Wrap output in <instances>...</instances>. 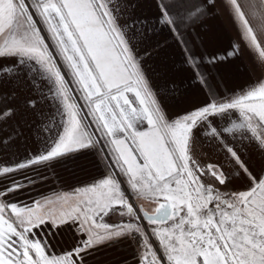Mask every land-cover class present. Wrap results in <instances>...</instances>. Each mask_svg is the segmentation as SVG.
<instances>
[{
	"label": "snow or ice",
	"instance_id": "obj_1",
	"mask_svg": "<svg viewBox=\"0 0 264 264\" xmlns=\"http://www.w3.org/2000/svg\"><path fill=\"white\" fill-rule=\"evenodd\" d=\"M145 7L151 17L136 14ZM221 9L237 41L197 53L189 37L203 43L197 27ZM149 20L182 46L206 90L175 117L137 53ZM244 51L264 71V0H0V149L33 121L51 137L42 152L0 162V264H87L122 242L133 264H264V76L236 93L202 71ZM89 152L102 177L33 206L12 202L25 189L16 173L35 184L24 170ZM111 214L127 219L101 223ZM69 229L76 242L53 254Z\"/></svg>",
	"mask_w": 264,
	"mask_h": 264
},
{
	"label": "crops",
	"instance_id": "obj_2",
	"mask_svg": "<svg viewBox=\"0 0 264 264\" xmlns=\"http://www.w3.org/2000/svg\"><path fill=\"white\" fill-rule=\"evenodd\" d=\"M136 14L151 17L153 13L145 7L139 9ZM203 23L204 28L201 29L198 26L197 31L204 38V42L201 43L194 37H189L190 46L197 53L213 50L223 52L231 43L237 41V30L223 9L219 10L216 15L210 16ZM143 27L154 28L155 30L138 45L137 53L150 85L169 116L175 117L183 109L201 103L205 98L206 90L194 77L193 68L186 61L185 50L182 46L176 43L167 29L154 25L151 20ZM206 34L211 35L213 38L211 47L207 44ZM146 48L149 49L150 55L144 54ZM254 61L255 54L244 51L232 62L215 67L204 65L202 71L209 75L214 85L221 84V90L227 89L229 92L235 90L236 93H240L241 89L247 88L249 84L264 76V71L254 68ZM49 107H51V112L55 113L54 106H46L45 111H48ZM59 119V116H57L54 123L58 124ZM43 127L44 125L33 121L31 130L26 129L23 135L7 149H0V162L12 165L30 155L44 151L46 145L51 143V137L48 133L38 131ZM10 130L11 128H9ZM54 134L55 130L53 131ZM204 151H208L206 145ZM91 156L92 154L89 152L81 157ZM71 158L72 156L64 158L55 168L34 166V168L24 170L28 173V178L35 180V184H28L22 173H16L19 182L25 184V189L18 194H14L11 198L12 202L20 206H33L34 201H43L45 198L55 197L57 194L65 192L70 193L74 188L89 184L88 181H84L87 177H78L76 173L72 174L80 168L65 165ZM97 166V168L94 166L96 176L93 178L94 180L104 174V169L99 165ZM41 176H44L45 179H41ZM126 219V217L121 218L118 214H111V216L105 217L101 223L115 225V222L120 224L125 222ZM42 235L43 233H41ZM75 235L78 236L79 233L77 232ZM49 238H51V233H49ZM75 242L73 230L60 231L53 240V254H61L67 251L72 248ZM133 254V246L127 242H122L113 247L101 248L98 252L93 253L88 258L87 264H123L125 260L128 261V264H133Z\"/></svg>",
	"mask_w": 264,
	"mask_h": 264
},
{
	"label": "rangeland",
	"instance_id": "obj_3",
	"mask_svg": "<svg viewBox=\"0 0 264 264\" xmlns=\"http://www.w3.org/2000/svg\"><path fill=\"white\" fill-rule=\"evenodd\" d=\"M91 154H92L91 157H81L82 155H87V154L78 153L76 154V156H72V158L69 159L67 163H65V165H69V166L71 165L76 168H80V170L73 172L72 174L76 173L78 177L80 176L87 177L86 179H84V181H88L89 183L94 181L93 178L96 177L94 174L95 173L94 171H95V167L96 168L98 167L97 165H99V167L101 166L102 169H104V164L101 162V156L96 155L95 152H91ZM116 224L117 223L115 222V225ZM133 249H134V246H133Z\"/></svg>",
	"mask_w": 264,
	"mask_h": 264
}]
</instances>
